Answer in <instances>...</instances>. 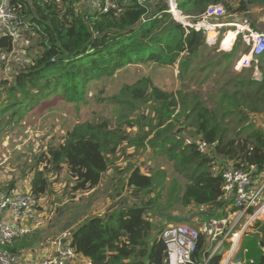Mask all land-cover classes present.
I'll list each match as a JSON object with an SVG mask.
<instances>
[{
  "label": "trees",
  "instance_id": "obj_1",
  "mask_svg": "<svg viewBox=\"0 0 264 264\" xmlns=\"http://www.w3.org/2000/svg\"><path fill=\"white\" fill-rule=\"evenodd\" d=\"M177 1L182 14L190 19L211 4H221L226 15H234L264 3ZM80 2L12 0L18 16L28 26L26 42L34 41L36 54L9 79H0V134L13 129L51 96L74 106L85 103L92 82L114 77L132 66L169 68L178 64L177 79L182 85L185 77L192 79L199 72L205 73L206 81L213 71L222 79L245 51L240 48L238 35L228 53L215 57L205 54L213 44L207 43L203 33L183 27L167 14L164 0H113L106 12L102 11V2L91 11L82 9ZM14 46L11 38H1L0 54L11 53ZM206 56L208 63L202 66L198 61ZM258 58L260 66L264 54ZM199 64V69L194 68ZM243 74H234L235 84L232 80L223 82L215 109L182 89L175 94L165 92L149 78L125 84L108 99L118 113L116 121L75 124L67 129L61 142L48 144L35 153V163L28 170V192L37 200L52 196L51 177L63 176L68 188L65 192L70 196L96 190L110 170L121 176L115 193L107 198L113 206L110 212L90 215L68 232L60 227L65 233L64 246L76 256L75 264H168L160 236L174 221L164 215L176 211L174 216L185 217L181 210L192 206L211 209L208 215L214 219L226 215L231 202L222 199L221 171L226 167L245 171L264 165V129L256 127L250 116L264 115L263 110L257 112L254 107L256 101L264 99V76L258 83ZM230 82L233 89L223 92ZM123 107L125 111H121ZM145 110L152 117H146ZM134 128L135 133L129 131ZM128 150H134L135 155L149 150L155 158L174 162L177 174L186 179L184 188L180 190L174 182L164 193L165 172L150 169L144 174L130 164L120 170L117 163L127 158ZM122 191L128 194L130 204L120 199ZM151 216L163 217L165 223L157 226ZM36 237L26 240L20 236L9 246L0 245V250L19 255ZM258 246L261 249L260 238ZM192 258L195 264H219L221 254L211 255L205 233L199 232ZM254 261L264 264V253Z\"/></svg>",
  "mask_w": 264,
  "mask_h": 264
},
{
  "label": "rangeland",
  "instance_id": "obj_2",
  "mask_svg": "<svg viewBox=\"0 0 264 264\" xmlns=\"http://www.w3.org/2000/svg\"><path fill=\"white\" fill-rule=\"evenodd\" d=\"M80 3L83 6L82 9L91 11L94 7L100 5L101 0H81ZM220 35H222V33ZM33 45L34 41L26 42L25 35H23L20 40L15 42L14 49L11 53L0 54V79H9L10 76L23 64L31 60L36 54ZM209 47L212 48L208 49ZM208 48L205 50V54L207 53L213 57L216 55H222L218 43H215L213 46H208ZM213 48L214 50H212ZM206 59L207 56L203 61L199 60L198 62L202 63L203 66L208 63L205 61ZM199 67H201V64L194 65V68L199 69ZM235 73L238 72L232 67V70L229 69L228 73L223 75L221 79L218 76L219 73L213 71L206 81L204 78L205 73L201 75V72H199L197 76H194L192 79L185 77L183 80L184 84L181 85L180 81L177 79L178 64L169 68L157 67L154 65L132 66L127 70L119 72L114 77L92 82L85 95V103H81L78 106L66 102L59 96H51L47 98L38 105V108H34L31 114H27L26 118L21 120L13 129H7L4 133L0 134V192L10 189V186L15 184L16 181L22 182L24 178H27L29 168L35 163V155L41 150H44L48 144L61 142L67 129H70L75 124H81L86 121L92 122L100 119L116 121L118 113L115 111V105L111 104L108 99L112 95L118 94L123 85H132L141 78H149L153 85L165 92L175 94L177 90L182 89L185 92H190L193 96L200 98L206 106L215 109V100H217V96L219 95L218 91L221 85L225 81H234ZM215 75L216 77L214 78ZM243 76H245V74H243ZM233 87V83L230 82L229 86L223 90V92L227 89L232 90ZM212 96L214 97L211 99ZM254 107L257 112L264 111V99L256 101ZM121 111H125L124 107ZM247 112L249 113L250 110L247 109ZM124 113L127 114V112ZM136 114L138 113L135 112L134 115ZM144 114L146 117H152V115L149 114V110H145ZM250 116L253 117V124L256 127L264 129V115H261V113L257 115L255 113L250 114ZM129 118L134 119V116L130 115ZM5 121L6 118L1 120V126ZM230 127L233 128L234 125H230ZM129 131L135 133L137 129L135 130L134 128ZM231 136H233L232 133ZM126 156V159H121L120 162L117 163L120 170L130 164L134 167H139L140 171L144 174L149 173L150 169H153L155 173L165 172L164 186L166 190L164 193L174 182H176V185L180 190L184 188L186 179L177 174L174 168V162H169L166 158H155L150 154L149 150L137 155L134 154V150H128V155ZM120 178L121 176H118L110 170V172L104 176L100 186L91 194L84 196L82 198L83 202L81 201L82 206L77 210H74L72 212L73 215L70 213V216L73 218L74 216H77L78 218L82 213L91 211L92 209L95 210V212H98V210L104 206L100 203L102 199L109 198L110 194L112 195L115 193L117 188V185L115 184ZM54 179L55 177H51L50 185L51 183L52 185L50 190L57 200L58 194L67 195L65 191L68 192V188L64 186V177L61 180L56 179L55 182H52ZM26 183L27 182L24 181L21 184V191L27 192V189L25 188ZM127 195L126 191H122L120 199L127 202V204H130L131 200L127 199ZM57 204H59L58 201ZM171 212L174 213L173 215L178 214L176 211ZM181 212L183 216L192 219L194 225L190 222L188 223L189 226L195 228L200 233H204L208 220L210 218L214 219V217L208 215V213H211V209L209 208H197L192 206L182 209ZM151 220L157 226L161 225V223H165L163 217L151 216ZM169 224H173V222L168 223L165 227ZM60 227H66V232L71 229V226H61L60 224L58 228L56 227L54 230L57 232L56 237H54L55 241L65 235H62ZM47 231L51 232L52 230ZM256 235L253 234L247 236L244 239V243L241 244V248L248 249L249 256L253 259H257L261 255V252L264 253V251L259 249V235ZM226 250L227 249L225 248L222 254L226 253ZM71 264H75V262Z\"/></svg>",
  "mask_w": 264,
  "mask_h": 264
},
{
  "label": "built area",
  "instance_id": "obj_3",
  "mask_svg": "<svg viewBox=\"0 0 264 264\" xmlns=\"http://www.w3.org/2000/svg\"><path fill=\"white\" fill-rule=\"evenodd\" d=\"M104 4L102 11L112 7L113 0H101ZM166 13L183 27L199 31L205 35L209 45L215 43L209 32L217 31L221 24L212 21L221 20L226 11L221 4H211L204 12L190 19L179 9L177 0H164ZM28 26L22 22L12 4V0H0V39L9 37L14 42L25 35ZM242 43L248 48L233 66L235 71L255 68L258 57L264 54V33L247 31L241 35ZM223 179L222 199L231 202V210L220 219H209L205 226V235L211 255L221 254L219 264H255L249 256V250L241 248V241L249 235L259 234L264 251V165L262 168L250 167L245 171L226 167L221 171ZM38 201L28 191L10 188L0 194V245L9 246L12 242L25 234L13 222L4 219L6 213L18 221L33 218ZM53 242L54 256L44 259L37 264H71L76 262L74 252L64 246L63 238ZM199 232L189 226L188 222H173L163 230L160 238L166 249L168 264H195L192 258L196 249ZM227 247V252L222 254ZM0 264H32L23 262L20 255L7 250H0ZM200 264H206L200 263Z\"/></svg>",
  "mask_w": 264,
  "mask_h": 264
},
{
  "label": "crops",
  "instance_id": "obj_4",
  "mask_svg": "<svg viewBox=\"0 0 264 264\" xmlns=\"http://www.w3.org/2000/svg\"><path fill=\"white\" fill-rule=\"evenodd\" d=\"M214 22L221 24L222 26H220V28H218L217 30L219 32L218 36H215L214 32H209V37L211 38L214 36L213 37L214 39L212 40H214L215 43H218V47L220 48L221 52L228 53L229 51L232 50L233 46L235 45L238 35L241 36L243 33H247V31H252V33H257V34L264 33V3L260 4L259 6L248 7L247 12L241 14L226 15L221 20L212 21V23ZM221 33L222 35H220ZM230 38H232L230 45H226L227 42L230 40ZM223 42L225 47H230V48L223 47V49H227V50H223L221 48ZM240 46H241L240 48L245 49V51L238 55V57L233 62L232 67L235 65L236 61L242 55L246 54L248 51V48L243 45L242 39H240ZM258 66H259V58L256 69L255 68L242 69L236 72H238L237 74L244 72L249 76L251 73V79L260 83L262 82L264 76V63L262 62L261 65L259 67ZM62 178L63 176L58 175L55 177L54 181L52 182H55L56 179L61 180ZM30 179H31V174L28 173V177L24 178L22 182L16 181L15 187L21 189V184L24 181H26L27 183L25 185V188L28 191ZM65 180L66 179L64 178V182ZM65 185L66 182L64 186ZM94 191H91L84 195L79 194V195H70V196L57 193L58 194L57 200L55 199L54 194H52L50 198H47V196H45L39 199L35 214L33 218L29 220L18 221L9 213H6V215L4 216L5 220L9 222H13L14 224H16V226H18L19 228H21L23 231L26 232L25 234L22 235L25 236L24 239L31 240L37 236L36 239L31 242V245L29 247L22 249L19 252L21 260L23 262L37 264L43 261L44 259L52 258L54 256V250H55L53 247V242L55 241L54 236L57 234V232H55L54 230L56 229V227L58 228L60 224L61 226L70 225L71 228H73L76 224L83 221L86 217L90 215L101 214L104 211L110 212L113 209L112 203L107 198H103L100 203L103 204L104 206L100 208L98 212H95V210L92 209L91 211L82 213L81 216L78 218L77 216L76 217L74 216V218L70 216V213L72 214L74 210H77L80 206H82V202H83L82 198L84 196L91 194ZM57 201L59 204H57ZM72 220H74L73 223ZM46 229L50 231L52 230L53 232L52 231L49 232ZM63 234L65 233H62V235ZM42 241H46V243H42ZM242 243H244V239H242L241 244Z\"/></svg>",
  "mask_w": 264,
  "mask_h": 264
},
{
  "label": "water",
  "instance_id": "obj_5",
  "mask_svg": "<svg viewBox=\"0 0 264 264\" xmlns=\"http://www.w3.org/2000/svg\"><path fill=\"white\" fill-rule=\"evenodd\" d=\"M167 219L169 220H173L175 222H184V223H187V222H190V219L187 218V217H177V216H174V215H169V214H166L164 215Z\"/></svg>",
  "mask_w": 264,
  "mask_h": 264
},
{
  "label": "bare ground",
  "instance_id": "obj_6",
  "mask_svg": "<svg viewBox=\"0 0 264 264\" xmlns=\"http://www.w3.org/2000/svg\"><path fill=\"white\" fill-rule=\"evenodd\" d=\"M240 29V28H239ZM214 37V36H213ZM212 37V38H213ZM231 41H232V38H230V40L227 42V44L226 45H230V43H231ZM223 46H224V42L222 43V49H223ZM225 47V46H224ZM225 48H230V47H225Z\"/></svg>",
  "mask_w": 264,
  "mask_h": 264
}]
</instances>
